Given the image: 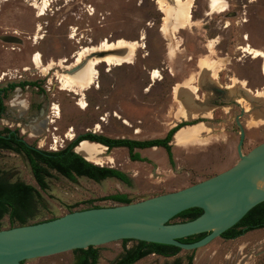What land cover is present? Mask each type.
<instances>
[{"label": "rangeland", "instance_id": "rangeland-1", "mask_svg": "<svg viewBox=\"0 0 264 264\" xmlns=\"http://www.w3.org/2000/svg\"><path fill=\"white\" fill-rule=\"evenodd\" d=\"M32 1H0V72H8L4 75L6 84L34 83L16 86L9 91L0 117V130L4 127L16 130L26 142L37 148L57 150L85 132L135 140L162 138L178 122L201 120L200 105L215 107V111L211 114L214 117L210 128L207 125L208 128L203 129V142L171 147L172 164L165 150L159 147L139 150L146 158L143 161L130 160L125 147L106 148L98 155L101 158L110 155L113 158L111 163L106 159L95 161L123 171L130 180L129 184L113 177L94 181L80 176L70 180L51 170V175L45 178L47 188L41 189L23 154L0 149V177L10 182L31 184L38 190L32 201L28 224L91 205L118 204L101 199L108 194L125 193L131 201H137L179 190L237 162L241 129L244 132L242 153L264 140V124L254 125L250 121L255 113L264 112L262 60L244 51L248 45L264 53V0H225V9L214 12L222 14L210 13L213 15L204 26L197 25L196 32L202 31L201 27L208 32L219 31V54L226 51L234 56L227 65H221L224 69L217 82L221 86L229 83L228 76H233L235 70L238 73L234 75L239 79L231 77V81L234 79L237 83L231 92L205 80L201 86L203 90L195 99L199 105L197 112L191 119L176 117L180 104L171 93L173 84L184 81L185 68L191 65H183L181 53L176 58L167 57L163 34L168 32V28L165 31L168 19H163L162 23L164 12L158 9L155 0H50L45 13L40 16ZM193 3L191 10L195 17H201L207 5L209 8V0H193L192 6ZM160 27L164 31H160ZM196 32L183 30L180 34L187 40L195 39V35L201 39L198 37L200 33ZM4 35L14 36L16 40L1 38ZM103 39L109 42L117 39L136 41L134 57L132 62L122 65L98 61L94 70L89 71L93 80L84 86L86 105L82 107L78 102L81 95L60 89L58 77L67 74V69L80 66L86 57H102L104 52H95V48ZM237 44L241 45L240 49H236ZM208 45L212 49L213 42ZM35 52L41 54L44 64L52 62L47 74H42L33 65L31 56ZM240 79H245L247 85ZM241 83L251 94L260 95L255 98L237 90ZM212 103L217 105L212 106ZM54 105L59 111L53 108ZM172 121L175 124L170 127ZM69 133L72 134L70 137L67 136ZM172 221L182 219L177 217ZM17 226L21 225L9 223L7 214L0 219L2 230ZM133 245V240L95 245L99 250L97 264H109L124 248ZM77 255L69 250L28 259L24 263L71 264ZM189 255L191 264H264V227L232 239L216 237L204 246L194 250L181 249L168 257L148 254L133 264H167L176 258L186 264Z\"/></svg>", "mask_w": 264, "mask_h": 264}, {"label": "water", "instance_id": "water-1", "mask_svg": "<svg viewBox=\"0 0 264 264\" xmlns=\"http://www.w3.org/2000/svg\"><path fill=\"white\" fill-rule=\"evenodd\" d=\"M3 39L16 40L14 36ZM243 135L241 129L237 162L179 190L129 203L72 210L10 230L0 229V264H25L28 259L123 239L194 250L221 237L222 232L264 200V191L250 179L252 174L264 176V140L242 153ZM192 207L202 212L193 219L172 221L178 213ZM200 232L208 233L189 243L179 240Z\"/></svg>", "mask_w": 264, "mask_h": 264}, {"label": "trees", "instance_id": "trees-1", "mask_svg": "<svg viewBox=\"0 0 264 264\" xmlns=\"http://www.w3.org/2000/svg\"><path fill=\"white\" fill-rule=\"evenodd\" d=\"M30 83L34 84L33 82L26 81L10 83V89L16 86L22 87L25 84ZM4 109L5 107L0 101V117ZM197 121L198 120L178 122L168 129L164 137L148 140L111 138L101 133L85 132L78 135L75 139L71 140L65 146L57 150H43L37 148L34 144L26 142L16 130L4 127L0 130V149L23 154L30 166L34 180L41 189L47 188L45 178L51 175V170L56 171L58 174L63 175L70 180L80 176L87 177L94 181H100L105 178L113 177L129 184L130 180L123 171L114 167L96 164L77 153L74 148L78 142L86 139L92 142L102 143L106 145L107 148L125 147L128 151L130 160L139 161L146 160V158L142 157L140 153L135 150V148L157 146L165 150L168 161L172 164L173 158L170 141L172 140L174 132H176L181 126L194 124ZM36 195H38V190L35 186L21 181L10 182L0 177V219L3 215L7 214L11 225L15 223L18 225L28 224L32 215V201ZM101 199H109L118 202V204L131 202L125 193L108 194ZM90 207H98V205H91L87 208ZM201 212L202 210L200 208L192 207L178 213L174 218L179 217L182 221L189 220L195 218ZM261 227H264V200L253 206L232 227L222 232L221 237L225 239H232L249 230ZM207 233L208 232H200L180 238L179 240L181 242L189 243L200 239ZM129 240L132 239H123L121 241L122 243H125ZM133 241H135V245L129 248H124L119 257L109 264H133L148 254L153 253L155 255L168 257L176 255L181 250V248L174 245L138 240ZM73 251L78 255L76 260L71 264H97L99 250L96 246L74 249ZM191 259L192 257L189 255L186 264H191ZM167 264H181V261L179 258H176Z\"/></svg>", "mask_w": 264, "mask_h": 264}, {"label": "bare ground", "instance_id": "bare-ground-1", "mask_svg": "<svg viewBox=\"0 0 264 264\" xmlns=\"http://www.w3.org/2000/svg\"><path fill=\"white\" fill-rule=\"evenodd\" d=\"M0 1H4V0H0ZM155 1L158 5V9L164 12L163 19L166 20L168 19L169 25L172 24L171 25L172 27H179V26L187 25L192 22L190 16H191V8H192L193 0H171L172 2H168L166 0H155ZM31 4L37 10V15L40 16L45 13L48 5L50 4V0H39V1L33 0ZM226 4L227 3L225 0H209V8L206 14L221 12L225 9ZM168 22L166 24L165 31L168 28ZM161 30L164 31V28L162 27ZM73 35L74 34L70 35V37H73ZM136 46H137L136 41H126L124 39H117L114 42H109L106 39L101 40V42L98 45H96L95 52L101 51L104 52V55L102 57H95V58L86 57L82 61L80 66L67 69L68 70L67 74L58 77L60 84L59 88L80 94L81 97L78 102L82 107H84L86 105V101L85 99H83L84 98L83 89L85 85L91 83L93 80L92 76L89 74V71L94 70L96 63H98V61L101 60L105 61L108 65H122L124 62H128V63L132 62ZM244 51L247 52L248 54L249 53L252 54L253 57L261 58L262 71L264 73V53L256 49H253L248 45L247 47L244 48ZM31 61L33 65L37 69H39V71L42 74H47L49 71V66L52 64L51 61H49L47 64H44L41 59V54L39 52L34 53ZM199 65L201 67V70L210 79L218 83L216 81V78L218 71L220 69L219 63L209 58L203 57L199 60ZM238 86L242 91L246 92L247 94H251L249 89L245 87L243 83L239 84ZM234 87H237V83L233 79L230 84L226 85L225 88L229 89V91L231 92L234 90ZM195 89L196 87L192 85L191 86L188 85V81H187L183 85L175 86L173 92L175 96H179L182 94L183 96L190 98L193 97ZM251 95L257 98L260 95V93H252ZM190 107L193 108L194 105L189 103L183 104V102H180V107L175 112L176 116H180V115L185 116L188 112V108ZM53 108H55L56 110L59 109L57 105H54ZM193 111L194 110H192V112ZM250 121L254 125L264 124V112L255 113ZM48 122H50V120H48L47 123ZM124 122L128 123L127 120H124ZM44 123H46V121H44ZM203 125L204 124L201 123H194V124H187L181 126L176 132H174L171 143L174 144L175 146H183L194 142L197 143L203 142L204 138L200 137V133L202 132V129L204 127ZM71 135L72 134L69 133L67 136L70 137ZM106 148L107 147L105 145L84 139L81 140L79 144L76 146V151H78L86 159L96 164H98L97 161H95L97 159L100 160L106 159L109 163H111L113 162V158L110 155H107L104 158L98 157V155L103 153V151ZM250 179L258 189L264 191V176H258L256 174H252L250 175Z\"/></svg>", "mask_w": 264, "mask_h": 264}, {"label": "crops", "instance_id": "crops-1", "mask_svg": "<svg viewBox=\"0 0 264 264\" xmlns=\"http://www.w3.org/2000/svg\"><path fill=\"white\" fill-rule=\"evenodd\" d=\"M193 7H194V3H193L192 8ZM207 9H208V5H207ZM207 9L204 11V13L202 14L201 17H195L192 14V10H191V16H190L191 21H192L191 24L183 25V26H179V27H171L169 25L168 26V32L166 34H163V37H164L165 43H166V55H167V57L170 59L176 58V56H178L179 53H181V55L183 54V57H182L183 58V65H185V66L191 65V67L185 68V70H187V73L185 75L184 81L183 82H180V81L175 82L172 86V92H171L172 95L175 97V99L179 100V104H180V102H183V104L189 103V104L194 105L193 108H191V107L188 108V112L185 116L180 115L181 117L184 116L182 118L186 117L185 119H188V118L191 119V118L195 117L194 114L197 112V107L199 106L196 104L195 99H197V96H199L198 92L200 90H203L201 86L204 85V83H205L204 81L206 80L208 82L216 83L214 80L210 79L201 70V67L199 65V60L203 57H208L211 60L216 61L217 63L220 64L219 65L220 70L218 71L217 78H216V81H218V76L224 69L221 65H223V66L227 65V63L231 62L232 58L234 57V56L232 57V56L228 55V53L226 51L223 52L222 54H219L221 52L220 46H219L220 41H218V39H220V36H221L219 31L208 32L206 28L201 27V28H203L202 31L198 30L196 32L195 29H197L196 28L197 25L204 26V24L211 18V16L213 14H222V13L206 14ZM163 17H164V15H163ZM163 17H162V23H163ZM223 27H227V26H223ZM159 30L161 31V27L159 28ZM183 30H187L189 33H194V32L200 33V36H198V37H201V39L197 38V36L195 35V39H190V40L188 39L187 40L184 37H182L180 34ZM139 40H141V36L139 37ZM210 41L213 42L212 50L208 45V43ZM138 43H140V42L138 41ZM239 46H241V45L237 44L236 49H240ZM138 48H137V50H138ZM170 50H171V52H170ZM232 72H233V76H228L229 81H230L229 83H226L224 86H221V84L218 82L219 84L216 83L215 85H218V87L221 86L223 89H227L225 87H226V85L231 83V77H236L235 75H236V73H238V71H236V70L232 71ZM236 78H238V77H236ZM240 80H245V79H240ZM187 81H188V85H190V86L192 85V86L196 87V89L194 90L195 96L193 95V97H190V98H187V97L183 96L182 94L179 96H175L174 92H173L174 87L177 85H183ZM246 85H247V81H246ZM227 90H229V89H227ZM237 90L242 92V90H240L238 88H237ZM180 98L182 99L181 101H180ZM211 105L215 106L217 104L212 103ZM199 107L202 109L200 111V113H201L200 117H203V118L201 120L197 121L196 123L204 124L203 129L205 127L208 128L207 125L209 126L212 124L211 119H213L214 116H212L211 114L215 111V107H211V106L209 107L207 105H202V106L200 105ZM192 110H194V111L192 112ZM191 113H192V115H191ZM175 115H176V113H175ZM176 117H179V116H176ZM174 124H175V122L172 121L170 127ZM209 128H210V126H209ZM203 129H202V132L205 131ZM202 132L200 133V137H202ZM170 143H171V141H170ZM156 147L157 146H153L152 148L156 149ZM171 147L181 148L183 146H175L174 144H171ZM159 148H161V147H159ZM135 150L139 151L141 149H135Z\"/></svg>", "mask_w": 264, "mask_h": 264}, {"label": "flooded vegetation", "instance_id": "flooded-vegetation-1", "mask_svg": "<svg viewBox=\"0 0 264 264\" xmlns=\"http://www.w3.org/2000/svg\"><path fill=\"white\" fill-rule=\"evenodd\" d=\"M4 36H7V35H4ZM4 36H1V38H3ZM2 72V71H1ZM0 72V73H1ZM4 75H8V72H3L1 73L0 75V81H4L3 84H0V101L2 103V105H5L4 102H5V98L6 96L8 95L9 91L11 90L10 89V83L9 84H6V78L4 77ZM8 78H10V76H8ZM4 112V111H3ZM135 140V139H133ZM145 148H152V147H145ZM145 148H135V149H145ZM119 257V256H118ZM117 257V258H118ZM116 258V259H117ZM114 259V260H116ZM114 260H112L110 263H112Z\"/></svg>", "mask_w": 264, "mask_h": 264}, {"label": "built area", "instance_id": "built-area-1", "mask_svg": "<svg viewBox=\"0 0 264 264\" xmlns=\"http://www.w3.org/2000/svg\"><path fill=\"white\" fill-rule=\"evenodd\" d=\"M88 13H90V10H88ZM33 55H34V53L32 54L31 59L33 58ZM51 108H52V107H51Z\"/></svg>", "mask_w": 264, "mask_h": 264}]
</instances>
